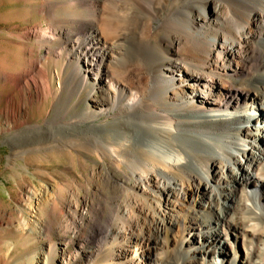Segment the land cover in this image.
Wrapping results in <instances>:
<instances>
[{
	"label": "bare ground",
	"instance_id": "6f19581e",
	"mask_svg": "<svg viewBox=\"0 0 264 264\" xmlns=\"http://www.w3.org/2000/svg\"><path fill=\"white\" fill-rule=\"evenodd\" d=\"M5 1L40 21L7 29L13 50L0 43V115L7 88L54 95L49 59L67 62L79 97L100 95L86 120L24 129L26 114L13 116L7 138L79 162L87 153L95 178L126 190L85 201L88 235L69 218L85 263L264 264V0Z\"/></svg>",
	"mask_w": 264,
	"mask_h": 264
},
{
	"label": "rangeland",
	"instance_id": "374dc122",
	"mask_svg": "<svg viewBox=\"0 0 264 264\" xmlns=\"http://www.w3.org/2000/svg\"><path fill=\"white\" fill-rule=\"evenodd\" d=\"M59 14L64 16V9L59 10ZM30 19L31 7L23 1L1 3L0 43H5L8 28L19 26L24 29L40 21L38 17ZM5 45L8 46L7 43ZM8 49L13 50L14 47ZM3 52L6 53L2 50L0 54L4 55ZM41 53L45 55V50ZM47 62L54 95L44 102H31L27 90L23 89L22 95L7 88L13 101L9 104V115H0V264H86L75 241L78 230L69 218L83 225L85 235H88L90 227L86 228L88 224L84 216L89 209L85 201L102 195H114L122 201L126 195L124 188L112 190L103 179L95 178V159L87 153L79 162L67 154L57 157L46 152L15 149L8 141L7 138L17 132L13 116L20 119L26 114L28 123L24 129L38 124L46 126L48 121L90 118L94 101L100 95L95 94L93 98L88 87L79 97L78 89L69 83L70 68L65 69L67 62L64 59H49ZM57 183V204L59 209L62 206L63 215L58 213L59 209L51 212L48 206L55 198L53 191H56ZM104 218H110L108 209ZM99 225L105 228V221H100ZM110 242L105 234H101L96 245L107 249ZM235 250L242 251V242L239 241ZM223 260V257L219 259ZM97 263L106 262L98 257Z\"/></svg>",
	"mask_w": 264,
	"mask_h": 264
}]
</instances>
